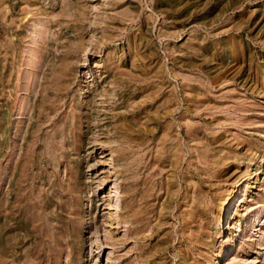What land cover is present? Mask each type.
<instances>
[{"label": "rangeland", "instance_id": "1", "mask_svg": "<svg viewBox=\"0 0 264 264\" xmlns=\"http://www.w3.org/2000/svg\"><path fill=\"white\" fill-rule=\"evenodd\" d=\"M0 264H264V0H0Z\"/></svg>", "mask_w": 264, "mask_h": 264}]
</instances>
